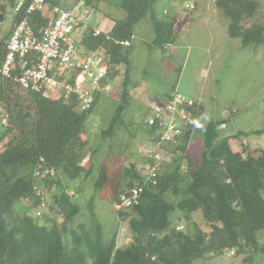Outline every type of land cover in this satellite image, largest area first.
Instances as JSON below:
<instances>
[{
  "label": "trees",
  "instance_id": "trees-1",
  "mask_svg": "<svg viewBox=\"0 0 264 264\" xmlns=\"http://www.w3.org/2000/svg\"><path fill=\"white\" fill-rule=\"evenodd\" d=\"M46 1L50 8L65 9L81 3L89 8L93 19L95 15L114 22L108 34L99 36L90 27L80 42L83 56L101 50L110 71L129 64L127 49L133 45L124 47L115 40H131L135 27L145 19L149 18L154 27L153 47L167 50L176 42L172 20L160 17L156 11L158 0ZM12 4L15 8L16 0ZM260 6V0L220 3L230 37L239 40L243 48L264 45V26L245 28L239 24L240 12L254 17ZM33 19L38 32L48 23L41 14ZM3 47L4 44L0 50ZM2 53L4 57L6 50ZM126 74L128 77L130 71ZM128 87L127 80L125 89ZM100 101L98 96L95 106ZM95 106L82 111L76 96L48 100L0 75V109L9 115V124L5 127L1 123L0 133L2 141H6L0 154V264H195L210 253L222 256L231 251L244 255L246 264L255 263L256 255L264 257V152L257 156L249 150L234 151L232 138L223 136L220 130L234 116L213 121L200 130L203 151L198 160L185 154L192 131L167 146L173 158L172 168L159 173L158 184H144L138 205L125 214L118 212L120 220H129L128 247L116 250L119 229L105 240L92 203L89 226L81 223L70 227L82 206L69 188L76 191L74 185L81 180L92 178L97 193L110 190L112 203L119 200L122 192L142 184L141 172L135 166L127 176L120 177L105 165L96 173L93 164L83 165L90 151L97 153L89 145L90 137L87 140L88 120ZM125 109V105L118 107L108 130L102 131L103 137L114 138L116 129L126 128L122 118ZM144 132L149 139L157 137L156 130L148 125ZM46 170L51 173L36 176V172L44 174ZM66 182L73 185L67 186ZM168 192L180 198L177 203L166 199ZM43 198L48 207L42 217L36 215L35 219L28 213L14 216L15 205L24 200L31 203L27 208L38 213ZM177 212L184 214V221L180 217L181 223L175 228L173 217ZM197 212L212 228L211 234L197 225L194 232L184 231L192 226Z\"/></svg>",
  "mask_w": 264,
  "mask_h": 264
},
{
  "label": "rangeland",
  "instance_id": "rangeland-1",
  "mask_svg": "<svg viewBox=\"0 0 264 264\" xmlns=\"http://www.w3.org/2000/svg\"><path fill=\"white\" fill-rule=\"evenodd\" d=\"M222 1L158 0L156 4L158 15L172 20L176 34V42L167 50L152 46L155 33L149 18L135 27L136 39L132 47L127 49L129 64L112 69L108 82L111 90L99 95L101 101L95 106L94 113H91L88 120L87 140L90 137L89 145L96 149L97 153H93L94 150L90 151L83 165L88 167L93 164L95 173L100 166L105 165L120 177L127 176L128 170L134 166L140 172L145 161L140 149L150 140L144 132L151 112L150 107L157 99H163L176 92L194 99L200 104L198 107L202 108V112L196 115L193 132L191 135L189 133L190 140L185 154L196 160L200 159L203 151L200 130L203 131L213 121L230 117L228 115L233 112H236L232 115L233 121L229 127L222 128V133L223 136L232 138L231 145L234 151L249 150L257 156L264 152V45L243 48L239 40L230 37L226 16L220 8ZM260 1L261 6L254 17L236 11V14L239 13L241 26L245 28L253 25L264 26V0ZM1 4L5 5V10L3 20L0 16V42L6 45L3 40L7 38L6 34L10 35L15 24L12 21L11 0H0ZM69 10L82 13L89 8L77 3ZM111 10L109 8L107 11ZM2 13L0 9V15ZM92 19L89 16L86 18L88 22ZM94 20H97L95 15ZM81 38L82 34H78L77 40ZM128 70L130 74L127 77ZM127 80L129 87L125 89ZM44 98L57 100L58 97ZM123 105L126 109L122 118L126 128L116 129L114 138L103 137L102 131L108 130L116 110ZM1 119L0 116V133ZM240 132L248 135H241ZM241 137L245 138L246 144L240 140ZM1 138L2 136L0 154L4 152L6 145V141L3 142ZM172 162V157L171 161H165L162 171L172 168ZM72 185L68 183L67 186ZM74 187L76 191L69 188L72 189L69 193L81 204L82 211L70 227H77L81 223L89 226L91 222L89 205L92 203L97 220L103 227L105 240L111 238L118 229H124L123 237L129 234V223L119 220L110 190L97 193L92 178L87 181L81 180ZM166 199L177 203L180 198L168 192ZM44 200L45 198L43 202ZM29 205L31 203L27 200L18 202L15 205L14 216L28 213L37 219V216L44 215V210L48 207L47 205L36 213L35 209L27 208ZM180 217L184 219L182 212L175 213L173 217L175 228L181 223ZM57 220L62 222L63 219L58 217ZM196 225L205 233L211 234L212 228L205 222L201 212L194 215L192 226L185 228L184 231L194 232ZM119 238L121 239L120 236ZM128 242L129 240L123 239L121 245L128 247ZM231 252L222 256L210 253L205 258L197 260L195 264H246L244 255L237 256ZM253 264H264V257L256 255Z\"/></svg>",
  "mask_w": 264,
  "mask_h": 264
},
{
  "label": "built area",
  "instance_id": "built-area-1",
  "mask_svg": "<svg viewBox=\"0 0 264 264\" xmlns=\"http://www.w3.org/2000/svg\"><path fill=\"white\" fill-rule=\"evenodd\" d=\"M14 13L18 19L6 43V54L0 68L3 80H13L24 90L43 97L70 99L76 96L82 111L93 108L99 93L111 90L110 85L105 83L108 64L104 53L99 50L83 56L79 51L77 35L86 30L89 11L77 13L60 6L50 8L46 0H17ZM36 14L48 19L46 27L40 32L33 19ZM102 33L95 29V36ZM108 39H111L110 36ZM133 40L135 36L131 40H115V43L129 47ZM195 107V100L178 92L167 99H157V102L152 103V115L148 124L155 128L157 137L140 149L145 158L144 184H158V176L165 161H171L167 146L177 143L187 131L192 130L193 120L198 114L197 111L194 112ZM233 114L228 116L232 117ZM0 116L2 125L7 127L8 113L1 109ZM226 127L228 123L221 126ZM243 143L246 144V141ZM50 173V170H46L44 174L38 171L36 176L41 178ZM144 184L122 192L115 205L116 210L126 212L138 205ZM38 193L42 196L40 190ZM46 206L47 201L44 200L40 210ZM119 231L117 247L124 248L121 245L122 240L127 239L130 243L131 238L128 234L122 236L123 228Z\"/></svg>",
  "mask_w": 264,
  "mask_h": 264
},
{
  "label": "crops",
  "instance_id": "crops-1",
  "mask_svg": "<svg viewBox=\"0 0 264 264\" xmlns=\"http://www.w3.org/2000/svg\"><path fill=\"white\" fill-rule=\"evenodd\" d=\"M16 3H17V0H16ZM7 4V3H6ZM10 5V4H9ZM11 7H12V14H13V22H14V24H15V22H16V16H15V13H14V6H13V4H12V0H11V5H10ZM0 9L3 11V13L0 15L1 16V20H3L4 19V17H3V14H4V10H5V5H0ZM89 17H90V19H91V15L89 14ZM89 24H90V26L91 27H94V28H96V29H100V30H102V31H104V32H106V33H109L112 29H113V27H114V22L113 21H111V20H108V19H102V18H99V19H97V20H94V19H92L90 22H89ZM92 24V25H91ZM13 29H14V26H13V28H12V31H13ZM12 31H10V35H7L6 34V39L5 40H3L4 41V43L6 44L7 43V41L9 40V38H10V36H11V34H12ZM82 39V38H81ZM79 41H81V40H79ZM2 44H3V42H2ZM2 44H1V42H0V48H1V46H2ZM5 46L6 45H4V47L0 50V68H1V65H2V63H3V61H4V57H3V53H2V51L5 49ZM168 95V94H167ZM166 97H168V96H166Z\"/></svg>",
  "mask_w": 264,
  "mask_h": 264
},
{
  "label": "clouds",
  "instance_id": "clouds-1",
  "mask_svg": "<svg viewBox=\"0 0 264 264\" xmlns=\"http://www.w3.org/2000/svg\"><path fill=\"white\" fill-rule=\"evenodd\" d=\"M67 10H69V9H67ZM88 16H89V15H88ZM88 24H89V22H88ZM88 26H89V25H88ZM88 26L86 27V30H84V32H83V34H82V39H83V36H85L86 32H87V31L89 30V28L91 27V26H89V27H88ZM84 29H85V28H84ZM95 29H96V28H95ZM99 30H100V29H99ZM101 31H102V30H101ZM102 32L105 33V34H108V33L104 32V31H102ZM87 34H88V33H87ZM107 38H108V37H107ZM82 39H81V40H82ZM78 42H82V41H79V40H78ZM79 51H80V43H79ZM80 53H81V52H80ZM106 61H107V60H106ZM107 64H108V63H107ZM110 73H111V71H110V68H109V66H108V74L110 75ZM108 74H107V77H106V79H105V80H106V81H105L106 84H108V82H109ZM107 81H108V82H107ZM109 85H110V84H109ZM102 93H103V92H102ZM176 93H177V92H176ZM100 94H101V93H99V94L96 96V100H97V97H98ZM171 95H172V94H170L168 97H165V98H163V99H167V98H169ZM187 97H188V96H187ZM163 99H161V100H163ZM193 100H194V99H193ZM195 102H196V101H195ZM95 104H96V101H95ZM95 104H94V106H95ZM196 104H197V107H195V109L197 110V112H198V113H199V112H202V110H201L202 108L198 107V104H199V103L196 102ZM199 105H200V104H199ZM94 106H93V107H94ZM150 108H151V107H150ZM2 109H3V108H2ZM0 110H1V109H0ZM196 110H195V111H196ZM195 111H194V112H195ZM151 115H152V108H151L150 115H149L148 118H147V125H148V126H150V125L148 124V119H149V117H150ZM193 123H194V125H193ZM193 123H192V130H191L192 132H193V130H194L193 128H194L195 123H196V117L194 118ZM150 127H151V126H150ZM228 127H229V124H228ZM152 128H153V127H152ZM154 129H155V128H154ZM220 130H223V129L220 127ZM187 132H189V131H187ZM187 132H186V133H187ZM185 135H186V134H185ZM154 138H155V137H154ZM237 139H239V138H237ZM243 139H244V140H243ZM152 140H153V139H150L149 142L152 141ZM240 140L245 141V138H244V137H241ZM169 154H170V153H169ZM170 156H171V155H170ZM144 164H145V161H144ZM143 166H144V165H143ZM140 172H141V183L144 184L145 177H144V175H143V167H142V169H141ZM40 191L42 192V189H40ZM41 201H42V200H41ZM116 203H117V202H116ZM116 203H115V205H116ZM115 205H114V206H115ZM131 208H132V207H131ZM131 208H130V209H131ZM115 209H116V208H115ZM130 209H128L126 212H128ZM116 211L119 212L118 210H116ZM119 213H124V214H125V212H119ZM119 220H120V219H119ZM120 221H122V222H128V223H129V220H120ZM128 230H129V228H128ZM118 235H119V232H118ZM128 235H129L130 238H131L130 231H129V234H128ZM117 238H118V236H117ZM129 244H130V243H129ZM124 248H125V247H124ZM118 249H122V248H118V247H117V240H116V250H118Z\"/></svg>",
  "mask_w": 264,
  "mask_h": 264
}]
</instances>
